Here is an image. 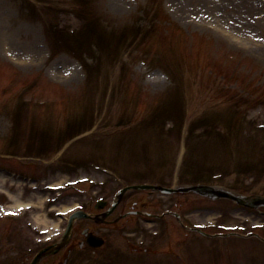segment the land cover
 <instances>
[{
	"label": "rangeland",
	"instance_id": "374dc122",
	"mask_svg": "<svg viewBox=\"0 0 264 264\" xmlns=\"http://www.w3.org/2000/svg\"><path fill=\"white\" fill-rule=\"evenodd\" d=\"M163 6L175 22L160 29L173 46L166 60L158 53L165 48L152 44L149 26ZM78 7L90 10L89 18L79 17ZM48 9L54 21L42 13ZM16 50L32 59L16 62L6 55ZM171 61L175 70L165 68ZM151 73L154 80L148 81ZM70 119L88 136L67 148L68 143L56 158L65 144L62 135L75 132ZM157 129L164 138L152 134ZM143 130L144 137L125 138ZM113 137L124 142L115 144ZM32 141L55 151L42 160L31 158ZM190 146L200 165L186 157ZM99 156L96 164L118 161L162 173L114 177L95 168ZM0 164L48 177L29 182L0 174V189L23 204L35 203L20 210L21 216L0 220L5 246L34 248L57 231L39 233L61 221L43 207L55 193L37 188L48 183L90 177L120 188L127 180L159 176L171 185L176 167L186 179L191 166L208 183L264 194V0H0ZM110 165L111 172L118 171ZM97 187L91 182L67 187L54 209L81 202L86 194L96 201ZM140 193L154 203L148 192ZM165 197L185 209L195 206L191 221L239 225L264 235V213L258 210L197 194ZM17 205L10 201L6 208ZM239 239H216L213 262L207 264H264V244Z\"/></svg>",
	"mask_w": 264,
	"mask_h": 264
}]
</instances>
